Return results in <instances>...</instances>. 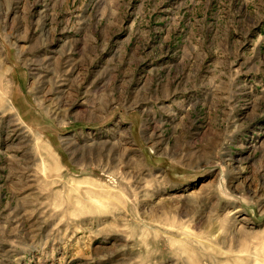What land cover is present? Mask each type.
I'll use <instances>...</instances> for the list:
<instances>
[{
	"label": "rangeland",
	"instance_id": "obj_1",
	"mask_svg": "<svg viewBox=\"0 0 264 264\" xmlns=\"http://www.w3.org/2000/svg\"><path fill=\"white\" fill-rule=\"evenodd\" d=\"M0 264H264V0H0Z\"/></svg>",
	"mask_w": 264,
	"mask_h": 264
},
{
	"label": "crops",
	"instance_id": "obj_2",
	"mask_svg": "<svg viewBox=\"0 0 264 264\" xmlns=\"http://www.w3.org/2000/svg\"><path fill=\"white\" fill-rule=\"evenodd\" d=\"M14 109V108H13ZM25 124V121L23 122Z\"/></svg>",
	"mask_w": 264,
	"mask_h": 264
}]
</instances>
